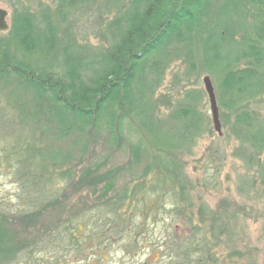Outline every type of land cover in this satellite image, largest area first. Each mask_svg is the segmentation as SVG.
Returning a JSON list of instances; mask_svg holds the SVG:
<instances>
[{
  "label": "trees",
  "instance_id": "1",
  "mask_svg": "<svg viewBox=\"0 0 264 264\" xmlns=\"http://www.w3.org/2000/svg\"><path fill=\"white\" fill-rule=\"evenodd\" d=\"M95 3L54 0L52 8L15 13L8 39L0 41V83L16 84L29 94L36 107L33 114L43 115L53 125L54 140L72 137L77 144L78 137L91 132L106 135L114 147L126 134L135 136L129 143L130 161L137 166L145 160L142 178L150 181L144 184L140 178L131 189L115 193L112 170L82 169L75 174L77 184H85L95 196V208L105 217L101 232L84 239L76 229L83 214L77 213L57 220L55 226H42L49 227L43 230L35 223L41 211L60 202L61 192L77 184L72 183L71 171L63 169L60 154L40 151L33 140L27 141L21 145L24 158L19 173L25 175V185L42 191L43 197L29 195L25 208L11 216L0 215V264L40 246L38 236L53 239L56 233L62 239L63 235L79 253L87 240L108 241L110 234L119 235L127 226L141 229L125 212L147 188L158 195L168 190L178 199L170 207L168 225H162L164 236L156 250L163 254L157 262L149 261V255L146 264H224L212 253L206 229L194 222L190 211L180 208L185 201L192 204L190 197H184L171 161L175 153L190 151L206 128L207 119L198 108L202 95L186 92L161 120L154 96L173 55L180 54L188 76L209 75L220 123L227 136L249 153L247 161L257 167L263 181L264 161L259 159L264 154V117L249 106L259 105L256 101L264 97V0H229L214 11L211 0H104L101 11L118 13L104 26L107 47L92 48L77 41L71 18ZM6 218L22 225L17 237L2 228L4 220L12 222ZM177 222L190 229L180 241Z\"/></svg>",
  "mask_w": 264,
  "mask_h": 264
},
{
  "label": "rangeland",
  "instance_id": "2",
  "mask_svg": "<svg viewBox=\"0 0 264 264\" xmlns=\"http://www.w3.org/2000/svg\"><path fill=\"white\" fill-rule=\"evenodd\" d=\"M103 1L97 0L95 5L88 6L86 11L84 9L71 18L72 33L80 44L92 48L107 47L102 37L104 26L118 11L115 9L109 14L101 11L100 4ZM226 1L229 0H211L214 4L213 11ZM53 2L54 0H0V9L7 12L8 25L7 31L0 32V41L8 39L15 13L21 10L38 12L47 6L52 8ZM178 55L180 54L175 57L173 55L168 61L161 85L155 93L154 99L159 109L157 117L159 120L165 119L172 113L186 92L199 91L202 98L198 108L207 119L202 136L194 141L191 150L177 152L171 160L183 183L181 190L185 192L184 197H190L192 204L190 206L185 201L180 208L190 211L194 222L201 223L202 228L206 229L209 247L212 253L221 258V263L264 264V179L261 180L257 167L247 161L249 153L246 149L227 136V129L222 123V136L214 131L209 101L202 82L203 77L209 75L201 72L188 76L186 65ZM211 81L214 87V82L212 79ZM256 103L259 105L250 104L249 109L257 110L264 117V97ZM21 111L24 112V117H20ZM34 111L35 103L21 87L0 83V215L11 216L25 208L29 195L43 197L42 191L34 192L25 185V175L19 173L23 167L20 162L24 158L20 150L30 140H33V145L38 146L40 151L60 154L62 167L71 171L74 184L79 181V176L75 174L88 167H93L100 173L112 170L115 193L131 189L141 180L144 184L149 183V178H142L146 161L137 166L130 161L129 143L136 140L135 136L126 134L114 147L109 146L106 135H94L91 132L82 138L78 137L77 144L74 142L77 138L72 137L54 140L56 134L53 125L48 124L43 115L33 114ZM259 161H264V154ZM60 183L55 181V186L61 190ZM89 192L85 184L68 187L61 192L60 202L51 203V206L48 205L41 211L40 219L35 222L36 226H55L57 220L77 213L83 214L80 219L83 223L76 228L83 234V238L87 239L92 232L97 235V232H101V223H104L102 221L105 217L95 208V196ZM176 198L168 190L159 195L149 192L148 188L140 190L137 206L134 204L125 214L133 216L135 224L140 223L141 229L135 230L136 227L127 226L119 235L110 234L112 236H109L108 241L102 238L92 242L87 240L86 243L83 242L84 251L79 253H76V247L68 246L63 235L62 239L56 233L53 239L38 236L40 246L12 256L5 264H146L149 255V261L157 262L159 254H163L162 250H156L164 236L161 232L164 229L162 225H168L166 219L171 216L170 207ZM6 219L12 222L3 219L2 228L8 236L16 233L17 237L22 231V225L13 223V218ZM155 220L159 221L157 225ZM182 223L177 222L175 228L179 241L190 234V229ZM42 229L48 230L49 227ZM185 246L189 247L188 243Z\"/></svg>",
  "mask_w": 264,
  "mask_h": 264
},
{
  "label": "water",
  "instance_id": "3",
  "mask_svg": "<svg viewBox=\"0 0 264 264\" xmlns=\"http://www.w3.org/2000/svg\"><path fill=\"white\" fill-rule=\"evenodd\" d=\"M7 12L0 9V32H5L8 30V25L6 23ZM204 90L207 94L209 106H210V114L213 124V129L217 133L218 136H222L221 123L219 120V111L217 100L215 96L214 87L212 81L209 76H204L202 79Z\"/></svg>",
  "mask_w": 264,
  "mask_h": 264
}]
</instances>
